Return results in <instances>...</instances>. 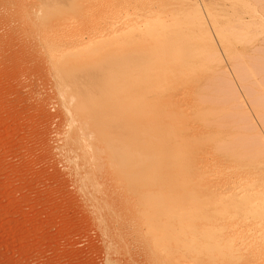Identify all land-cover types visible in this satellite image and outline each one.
<instances>
[{
  "label": "rangeland",
  "instance_id": "obj_1",
  "mask_svg": "<svg viewBox=\"0 0 264 264\" xmlns=\"http://www.w3.org/2000/svg\"><path fill=\"white\" fill-rule=\"evenodd\" d=\"M80 5L86 11L84 16L94 18H111V7L116 5L118 30L110 36L115 41L109 46L122 50L128 45L132 46L134 50L128 53L148 65L145 67H149V74H155L158 70L155 66L153 68L151 58L161 43L167 44L170 50L184 48V56L167 63V67L171 68L177 62L181 68L169 69L165 84L144 90L145 93L135 97L131 96L127 87L128 79L135 76L141 79L139 70H129V77L113 74L112 82L117 83L119 89L116 97L118 107L112 115L120 121L132 116L137 118L132 132L127 131L126 127H119L118 131L107 127V130H115L120 134L119 146L125 144L123 138L127 140V147L136 158L155 151L168 156L166 171L168 175L173 171L170 178L174 172L179 174L180 170L184 172L188 167L190 176L197 177L182 178L185 172L181 173V187L186 189L188 186L184 192L180 187L174 189L177 187V182L173 183L174 177L172 181H167L168 184L172 183L167 184L169 190L178 192L179 189L183 196L179 195L181 207L180 198L177 197L179 193L176 196L170 193V199L175 197L177 201L179 198V204H175H178V209L170 210L174 213L178 210V215L173 217L175 219L171 217L174 213L165 212L167 216L164 217L172 223L170 225L175 228L182 225L180 230L183 232L179 233L184 235L190 234L185 231L208 235L213 230H217L214 234L222 229L225 231L229 226H232L231 229L237 228L238 223L240 226L242 222L239 221L241 217L243 222L248 221L245 225L242 222V227L250 221L254 224L264 221L258 209H251L255 211L253 216L258 212L254 216L255 220L250 218V214H247L249 217L240 214L241 211L250 213L249 205L256 209L257 206H253L256 201V204L264 205V191H260L264 189V0H81ZM38 14L39 5L35 0H0V264H170V260L164 258V253L155 250V244L145 240V220L152 216L148 207L145 204L141 205L144 208L136 207V199L128 200V188L123 186L130 172L137 179L147 176L155 182L160 180L161 174L155 168L154 156L149 155L151 159L147 156L144 157L145 161L135 162L133 171L121 165L114 169L112 165L115 160L106 152L107 141L102 138L96 141L101 151V163L94 170L87 161L85 147L80 139L76 90L68 78L60 75L52 57H48V46L42 38L47 29L34 21ZM129 26H133L136 34L143 29L155 32L157 38L164 40H153L149 35H140L138 38L133 36L132 31L126 30ZM208 32L216 36L210 38ZM130 35L133 37L130 38ZM121 39L124 42L114 44ZM68 75L78 77L79 74L71 67ZM102 81L106 87L108 80L105 76ZM133 101H143L149 106L147 108L143 104L142 114H136L134 106L129 105ZM151 105L160 109L163 106L167 114L172 112V116L166 115L161 120L164 126L162 130H148L150 115L146 111L154 108ZM180 151L182 155L178 154ZM221 157L226 159L221 160ZM184 179H189L193 184ZM236 187H241L239 192ZM242 188L245 195L240 193ZM153 189L152 185L147 191ZM188 189L194 196L199 194V198L194 200L193 195L188 197ZM253 190H257L255 194L262 193L255 196ZM217 194L220 197L223 194L222 200L220 197L218 199L223 202L222 208L216 206L220 208L218 213H222L221 217L216 213L217 201L212 196ZM229 196L232 200L235 196L237 200L241 196L243 203L239 198L238 202L233 200L235 203L231 204ZM246 196L250 197L249 201ZM213 198L215 203H211L215 204L214 207H209L210 202L203 205L206 208L202 209L206 213L205 217L200 216L203 215L201 207L199 217H194L193 208V211L190 210L193 215L188 210L185 213L184 209L182 211L184 206H190L187 202L199 199L201 203L202 200L213 201ZM169 203L171 205L173 201ZM175 206L172 205V208L175 209ZM229 206H232L230 210L236 209L237 218L233 219L235 214L229 211ZM244 206H248V209L242 208ZM213 208H216L217 217L213 214ZM224 208H228L233 215H226L230 213L221 211ZM145 213L149 216L146 217ZM209 213L213 214V218ZM207 214L211 218L207 219ZM244 216L246 218L243 219ZM256 216L263 218L260 217V220ZM232 219L237 226L232 225ZM209 224L216 225V228L210 226L211 231L207 233ZM255 225L256 229L262 225V230L259 233L255 231L257 234L253 233L252 237L263 236L264 223Z\"/></svg>",
  "mask_w": 264,
  "mask_h": 264
},
{
  "label": "bare ground",
  "instance_id": "obj_2",
  "mask_svg": "<svg viewBox=\"0 0 264 264\" xmlns=\"http://www.w3.org/2000/svg\"><path fill=\"white\" fill-rule=\"evenodd\" d=\"M35 1L39 5V14L36 16V20H34V21L38 25L44 26L47 29V30H45L46 32H44L42 38H43V41H45L47 43L46 44L44 42V44H46L48 46L47 50H48V52L50 54V55L48 54L49 55L48 57H52V60L55 63V65L57 66L60 75H62V77H65L66 79L68 78L69 82L72 84V86H74V88L76 90L77 98L79 100L77 102V105H76V114L78 115L77 120H80L79 124L81 125V128H80L81 138L80 139L82 140V144L85 147V155L87 156V159H88L87 161L90 163V165L93 166L94 170H97L98 167L100 166V163H101L100 162L101 151L99 150L98 144L96 143V141L97 140H101L102 138L106 139V141H107V146L108 147L106 148V152L108 153L109 157H111V158H113L115 160V164L112 165L114 169H115V167L118 168L117 167L118 165L119 166L121 165L122 168L126 167L128 170L133 171L135 162H137V163L143 162V161H145L144 157L148 156V158L151 159L150 158L151 155L154 156L155 168H157L159 173L161 174V179L160 180L155 182V181L151 180L152 178H150V177L147 178V176L141 177V179H137L136 177H132L133 172H130V177L131 178L128 177L127 180L123 182V186H126L128 188V195H127L126 198L128 200H130V201L131 200L134 201L136 199V201H137L136 204L137 205H135V206L136 207L139 206V208H140V206L142 204H145L148 207V210L152 214L151 218H148V220H145L146 221L145 223L147 224V230H145L146 233H147V237H145V236H143L141 234L143 237H145V240L151 241L153 244H155L156 245L155 246V250H157V251H159L161 253H164V258L166 260H170L169 261L170 264H264V235L262 236L260 234L261 236L255 235V237H252L257 232V230H258V233L261 232V230H262L261 229V226H262L261 223L262 222L264 223V221L262 220V218L264 217V205H259V203L256 204V202H257L256 201L255 202L256 205L253 204L254 207L257 206L256 209H254L253 207L250 208L252 205H249L250 206L249 209H248V206L247 207L246 206L242 207L244 209L246 207L249 212H250L251 209H253V210H257L258 209L259 215L260 214L263 215V217L262 216H256V218L262 217V218H260V220H262L260 223H258V222L255 223V224H260L261 225L260 229H258L259 227L256 229V227H255L256 225L253 222H251V221H250L251 224L249 222L246 226H244L248 221H246V223L243 222L244 220H242V217L240 215L239 216L241 217V219H239V221L241 220L244 223V225L242 227L241 225L243 223L241 222L242 224L240 223V226L242 228L239 229V227H240L239 223H238V226H239L238 227L235 224L234 220H233L234 218H237V214L235 213L237 211H235L236 209H233V210L231 209L230 210V207L232 208V206H229V211L230 212L231 211L232 212L235 211L234 212L235 215H234V217L232 219L234 224L232 223V225L237 226L238 229L236 227H234V226L233 227L235 229L234 228L231 229L232 226H229L230 229L229 228L227 229L225 227V225L228 226L227 225L228 223H225L224 228H226L227 231H226V229H225V231H223V229L220 230L221 229V227H220L221 224H220L219 225L220 229H219V227H217L218 230H220V231H218L216 234H214L215 230L212 229L213 233L210 232L211 231V229H210L211 225L209 224L207 229L209 228L210 230L207 231V229H206L205 231H207V233L210 232L209 234H213V235H209L208 234L209 235L208 236L205 233H203L204 231L202 232L204 236L200 235L199 233H192L191 234V232H188V231H185V232L186 233H190V234H185L184 235V233L183 234L181 232L179 233V231H182V230H180V227L182 225H180L179 228H175L174 226L170 225L172 223H170V221L168 219H166L164 216H167L165 214V212H168V211H169L168 213H170V214L174 213V212H170V210L176 211V208L178 209L177 205L179 203L181 204L180 196L181 197H183V196L180 195V193H179L180 190L179 189H177L178 192H175L174 189L180 187L182 189V192H184L185 188L181 187V186H183L182 185V183H183V181H182L183 179L182 178H186V177L187 178L189 177V179L192 178L190 176L191 174H189L190 170L189 171L187 170L190 167H188L186 169V171H184L185 174L184 175L182 174L183 177H182L181 173H184V172L181 171L180 169H178V170L181 171V172L179 171L180 175L174 172L173 174H171L173 176L170 178L169 177L170 173H172L173 171L169 172V175H168V172L166 171L167 170V165H168L167 164L168 156H166L165 154H159L156 151L155 152H147L141 158H136V156L133 154L132 150L128 149L127 140L125 138H123V140H122L125 144H122L121 146H119L118 138H120V134L117 133L116 131L119 130V127H126L127 131L132 132L134 130V122H135V119L137 118V116H132V117L127 118V119H123L122 118L124 121H120L114 115H112V112L117 110V107H118L117 101H116V97L118 96V89H119V87L117 86V83L112 82V81H114L113 74L119 73V74H124L126 77H129V74H130L129 70H131L133 68H137L139 70L138 73L142 77L141 79L135 78L137 76H135L134 78H129L128 79V83L129 84H128L127 87L130 90L131 96L135 97L137 94H140V93L144 92V90L147 91V90H150V89H153V88H158L159 86L163 85V83L165 84V82H164L165 81V76L169 72V69L178 70V69L181 68V64H178L177 62H175L176 64L172 63L173 65L171 66V68L167 67V63L170 60L176 61V59H178L179 57L184 56L185 55L184 48L178 47L176 50H170L171 48L169 46H167V44H165L164 42L161 43L159 45L158 49L154 51V54L152 52L153 56L151 58V60H152L151 64H152L153 68L155 66L158 70H157V72L155 74H149L148 73L149 67H145V66H148V65H146L144 63H141L138 58H136L134 55L132 56V54H129V53H131L134 50V48L132 46L128 45V47H126L124 50H122L120 48H118V49L117 48H111L109 46L110 44H113V41H115V39L114 38H110V36L111 35L113 36V34H116V31L118 30L117 21L115 19L116 15L118 13V8H117L116 5H113L111 7V13H112V15H111L112 17L111 18H108V17H105V16H99L98 18H94V17H90L89 15H87V17L83 15V14H86V11L80 5L81 0H35ZM80 16H84V17H80ZM212 24H213V22H212ZM113 27H114V29H113ZM110 28H112V30H110ZM127 29H129L128 31H132L131 33L133 34V36H138V38H139L140 35H141V37H143L142 35H146V36L149 35V37L151 39L154 38L153 40H155V38H156V40L158 38L160 40V37L157 38L155 32L146 31V30L142 29L139 34H136L133 31V29H134L133 26H131V27L129 26V27L126 28V30ZM84 31H86V34H87L86 36H88L87 39H85L86 36L84 35L85 34ZM106 31L108 32L107 33L108 35L104 34V32L106 33ZM213 33H215V32H213ZM229 34H231V33H229ZM133 36L130 35V38L133 37ZM154 36H156V37H154ZM213 36H216V34L213 35V34L209 33V37L210 38H213ZM115 37H116V39H118L116 35H115ZM150 38L148 40H151ZM125 39L126 38H124V40ZM146 39H147V37H146ZM221 39H224V38H221ZM229 39H231V37H229ZM127 40L129 41L131 39H127ZM163 40H164V38H163ZM119 41L122 42L123 40L122 39L118 40V41H116L117 43L114 42V44H119L120 43ZM128 41H127V43H128ZM135 41H136V39H135ZM45 48H46V46H45ZM209 56L210 55H208V57ZM233 57H235V56H233ZM141 59H143V58H141ZM146 63H148V62H146ZM71 67L74 69L75 73L79 74L78 77H74L73 75H68V71H70ZM103 76H105V78L108 80V83H107L106 87L104 86V83L102 81ZM131 76H134V75H131ZM183 77H185V76H183ZM166 85H167V83H166ZM147 95H149V94H147ZM142 99H144V98H142ZM143 101H139V102L133 101L132 103H129L130 106L132 105V107L134 106V108L136 109L135 110L136 114H142L141 111L143 109V107H142V105L144 104ZM156 102H158V101L156 100ZM160 102H162V101H160ZM228 105L231 106V104H228ZM148 106L149 105H145L144 107L148 108ZM151 106H153V105H151ZM64 107H65V105H64ZM139 107H142V108H139ZM157 107H154V108L151 107V108H149V110L148 109H147V111L145 110L147 112V114L150 115V118H149L150 125L148 127V130H152V131L162 130L164 128V126H163V124H161V122H162L161 120H163L166 117V115L170 114L169 116H172V112L171 113L169 112V114H167V112L163 109V106H162V109L157 108ZM67 109H65V110H67ZM213 112H214V110H213ZM227 115H228V112H227ZM217 118H219V117H217ZM236 118H238V117H236ZM214 121H217V120H214ZM151 122H153V123L151 124ZM215 123H217V122H215ZM223 123H224V121H223ZM227 123H229V121ZM208 124H209V122H208ZM73 127H74V125H73ZM107 127H113V128H115L116 131L113 130V132H112L110 129L107 130ZM201 130H202V128H201ZM129 132H127V133H129ZM199 133H200V131H199ZM167 134H169V133H167ZM207 134H208V132H207ZM201 135H202V133H201ZM206 138H207V136H206ZM191 139H192V137H191ZM162 141H163V139H162ZM241 141H243V140H241ZM235 143H236V141H235ZM223 144H225V142ZM228 144H230V143H228ZM232 144H233V142H232ZM245 145H246V143H245ZM249 148L250 147H248V149ZM210 150H211V148H210ZM259 151H261V150H259ZM173 152H175V151H173ZM181 152L182 151H180V153H178V152L177 153L179 155H182ZM218 152H220V151H218ZM149 155H150V157H149ZM206 155H207V153H206ZM223 159H226V158L225 157H221V160H223ZM255 159H256V157H255ZM240 161H242V160H240ZM188 166H190V165H188ZM192 167H191V171H193ZM236 167H237V164H236ZM193 168H195V167H193ZM205 168H207V167H204L203 169H205ZM215 172L217 173V170ZM135 174H136V176H138L137 173H135ZM176 174H177V176H176ZM187 174L189 176H186ZM197 175H199V174H197ZM206 175H208V174H206ZM206 175H204V176L206 177ZM225 175H227V173H225ZM149 176H151V175H149ZM180 176L182 178H180ZM173 177L175 178L174 180L172 179ZM179 178H180V180H179ZM201 178H198V180L201 179ZM209 178H210V176H209ZM216 178H217V175H216ZM189 179H186V180L184 179V180L185 181L188 180L187 183H190ZM192 179H197V177L196 178H192ZM240 179H238V182H239ZM169 180L170 181L173 180V183L177 182L176 183L177 187H175V188L172 187L174 189H171V186H170L169 188L171 190H169L167 188V184H168L167 181H169ZM175 180H179V181H175ZM234 180H235V178H234ZM194 182H197V180H195ZM221 182H222V180H221ZM170 183L168 185H170ZM226 183H228V182H226ZM190 184H193V183H190ZM149 185L150 186L153 185L154 189L151 190V191L150 190L147 191V189L150 188ZM171 185H172V183H171ZM225 185H227V184H225ZM173 186H175V185L173 184ZM232 186H234V185H232ZM146 187H147V189H146ZM187 187H186V189H187ZM189 187H190L189 189H191L190 185H189ZM244 187H246V186H244ZM236 188H238V187H236ZM236 188L234 189L235 192H236ZM240 188H238L239 189L238 192L240 191ZM252 188H253V186H252ZM118 189H120V188L118 187ZM189 189H188V192H189ZM169 191H173L174 193L169 192ZM243 191H245V190L242 188L240 193H242ZM255 191H257V190H255ZM255 191L253 192V194L256 196V195H260L264 191V189L263 188L260 189V191H262V192H260V194H258L259 192H256V194H255ZM197 192L199 193V191H197ZM197 192H194V193L198 194ZM170 193L171 194H175V196H176L177 193H179L177 195V197L180 195L179 196V198H180L179 203H178V199L179 198L176 197L177 201L174 200L175 199L174 195H172V198L174 197L173 200L169 198V197H171ZM190 193L191 192H189L188 194L186 193L187 195H189L188 197L193 195L192 193L191 194ZM229 193H228V195H229ZM243 193H244V195L246 194L245 192H243ZM247 193H249V192H247ZM181 194H183V193H181ZM249 194L252 195V193H249ZM214 195H212V196L215 197L216 198L215 201H217L216 205L214 204L215 207L217 205H218V207H219V205L221 207L223 202L219 200L220 201V203H219L218 199H219L220 196L218 194H217V196H214ZM222 195L223 194H221V197H220L221 200L223 198ZM225 195H227V194H225ZM234 195H237V194H234ZM234 195H233V197H234ZM244 195H242V196H244ZM251 195H248V196L253 198ZM231 196H232V193H231ZM231 196H229V198ZM226 197L227 196H225L224 198H226ZM250 197H247L248 201H249ZM168 198L170 200H168ZM195 198H199V194H198V196L197 195L194 196V200H195ZM210 198L211 197H209V199ZM235 198H236V196H235ZM235 198L233 199L235 202L236 201L238 202L239 198L241 200V196L238 198V200H237V198L235 200ZM230 199L232 200V197ZM242 199L246 200V198H244V197ZM191 200H193V199H191ZM204 200H205V198H204ZM223 200H225V199H223ZM263 200H264V198H263ZM263 200H262V202H263ZM169 201H171V202L173 201V204L171 203V205H170ZM232 201L230 202L231 204L235 203L234 201L233 202ZM195 202H198L199 204L202 203V204L198 205V203H195ZM207 202L208 203L210 202V203L208 204ZM211 202L215 203L214 202V198H213V201L212 200L211 201L210 200L209 201H203L202 200V202L200 203V200L198 199V201L190 202L191 204L194 203L193 205H195V206L192 205V207H191V204L187 202V204L190 205L189 207L187 206L189 209L187 207L184 208L185 207L184 206L182 208V211L184 209L183 213H185V210H188L190 212V210L193 211V209H194V211H195L194 217L196 215L199 217V214H201L203 212V210H204L203 208H205L203 205L206 206V203H207L209 205V207H214V205ZM226 202H224V204ZM241 202H242V200H241ZM176 203H178V204L175 206ZM129 204H130V202H129ZM228 204H226L224 206L227 207ZM262 204H264V203H262ZM172 205L175 206V209H173L174 207L172 208ZM196 205H198V206H196ZM182 206L183 205L181 204V207ZM141 207H143V206H141ZM199 207H201L200 210L202 212H200ZM133 208H135L134 205H133ZM143 208L141 209V212H142ZM130 209H131V204H130ZM215 209L213 208V210H214L213 214H215V216L217 217L216 213L219 212L220 208H217L218 209V210H216L217 212L215 211ZM148 210H147V213H149ZM238 210H240V208H238ZM221 211H228V208H227V210L224 208ZM177 212H178V210H177ZM177 212H175L174 213L175 215H172L171 217L173 218L174 216H177L178 215ZM189 212L187 214H189ZM209 212H212V210L209 211ZM254 212L252 210H251L250 213H246V212H242L241 211L240 214L244 213V215H246V216H248L249 214L251 216H253ZM190 213L192 214V212H190ZM191 214H189L188 217H190ZM209 214L211 216L212 213H209ZM221 214H219L218 216H220ZM225 214H224V216H225ZM257 214H258V212H256V214H254V216L257 215ZM226 215H228V216L229 215H233V213L226 214ZM148 216H149V214H148ZM148 216L146 214V217H148ZM200 216L205 217L206 216L205 211L203 212V215H200ZM221 216H223V215H221ZM228 216L226 218L229 219L230 217H228ZM251 216H250V218L251 219L254 218V220H255V217L254 216L251 217ZM168 217H170L169 214H168ZM171 217L169 218L170 220H171ZM208 217H209V215L207 216V219H208ZM211 217L213 218V216H211ZM211 217H209V218H211ZM181 218H184V217L181 216ZM191 218H193V216ZM222 218H224V217H222ZM244 218H246V217L244 216L243 219ZM173 219H175V218H173ZM247 219H249V218H247ZM235 221H236V219H235ZM239 221H237V222H239ZM174 223L175 222H173V224ZM175 224H177V223H175ZM132 227H134V226L132 225ZM135 227H136V225H135ZM211 227H215L216 228V225L215 226L213 225ZM183 228L185 229L186 227H183ZM124 229H126V228H124ZM133 231L135 232V230H133ZM194 232H199V230L198 231H194ZM262 233H264V231ZM198 235H200V236H198ZM146 245H149V243L146 244ZM145 247H147V246H145ZM156 254H157V252H156ZM164 260H163V262H165Z\"/></svg>",
  "mask_w": 264,
  "mask_h": 264
}]
</instances>
